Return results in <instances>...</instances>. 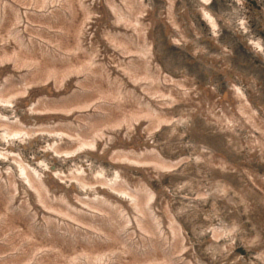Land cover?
Masks as SVG:
<instances>
[{
    "label": "bare ground",
    "instance_id": "bare-ground-1",
    "mask_svg": "<svg viewBox=\"0 0 264 264\" xmlns=\"http://www.w3.org/2000/svg\"><path fill=\"white\" fill-rule=\"evenodd\" d=\"M162 1L156 14L154 0H0V264H200L189 238L198 225L188 228L192 212L173 205L167 177L195 199L256 212L258 194L246 202L230 171L242 169L260 190L264 179L204 141L228 142L232 127L248 126L249 156L262 158L264 120L252 100L263 91L241 87L225 47L218 67L204 47L192 48L223 76L221 94L164 70L157 27L169 44L188 49L193 39L178 2ZM198 1L215 36L210 0ZM250 43L264 59L260 42ZM234 221L201 219V231L212 233L209 245L229 237L227 254L238 237L264 264L258 229L244 234Z\"/></svg>",
    "mask_w": 264,
    "mask_h": 264
},
{
    "label": "rangeland",
    "instance_id": "rangeland-1",
    "mask_svg": "<svg viewBox=\"0 0 264 264\" xmlns=\"http://www.w3.org/2000/svg\"><path fill=\"white\" fill-rule=\"evenodd\" d=\"M176 2H178L177 17L180 20L179 22L184 32L193 41L188 48L189 50L174 44H169L166 34L163 33V28L158 26L156 40L160 52L164 53V56L162 55L161 57L164 70L176 72V74H184L182 71H186L188 75L196 77L200 84H212L216 86L217 94H221L222 90H225L227 87L223 76L212 69L210 62L203 64L199 54L193 56L192 48L194 42L198 46L204 47L205 54L212 56L218 67L223 60L222 56H217L216 53L220 47H225L228 50L225 61L228 69L235 75H242L243 72L242 76L245 83L242 82L240 84L241 87H246L249 94L250 92L254 93L256 90L262 89V95L264 96V59L263 56L256 55V51L250 43L253 40H258L262 46L260 52L264 53V0H210L207 6L217 24L215 36L212 35L210 27L201 19L198 12L201 4L198 0H176ZM151 4H155L156 14L164 11L167 6L166 2L162 0H154ZM242 21H244L243 26H241ZM207 40H211L212 44ZM177 66L178 70H175ZM251 79H257L258 85L253 84ZM236 81L237 84L240 83L239 80L236 79ZM247 90L245 93H247ZM252 104H255L254 107L259 110L260 116L264 120V98L258 99L256 95H253ZM214 110L216 111V109ZM176 112L178 113V111ZM196 121L199 127L201 122L198 119ZM231 129L235 133L228 132L227 135L233 138L235 137L238 142L233 138L227 142L223 134H216L214 138L209 134L208 136L212 138V141L206 138L204 142L212 149L218 148L217 151L225 155L231 165H236L238 168L250 167L263 181L264 156L262 158H252L249 156L252 151L251 148L256 144L251 140L249 127L235 126ZM251 133L256 138L258 137L257 131L252 130ZM238 143L241 147L239 150L237 149ZM106 169L112 170L113 168L107 167ZM175 170L172 172H176ZM233 172L230 171L231 177L229 180L234 185L241 186V190L244 193L243 196L246 197V202L254 200L252 194H258L255 201L256 212L253 214L248 211L245 205L242 207L239 205L232 206L231 201H229L228 206H223L218 200L216 202H210L212 201L210 196L209 199L208 197L203 198L206 202L195 199L191 193L180 190L175 191L169 177L163 181V185L168 187L169 194L167 195L172 198L173 205L176 206L182 203L181 206L185 210L192 212L187 222L188 228L198 225L195 231L190 232L189 238L191 243H193L200 264H231L236 256L244 264H263L261 260L257 259L256 254L252 252L251 248H246L238 237L235 241L233 240L234 245L238 247L236 254H227L223 248L225 244L230 242L229 237L222 236L217 239V243L209 245L208 240L212 238V233L209 232L206 226L213 225V227H217L222 224H234L232 222H235V217L240 218L239 222L243 223L242 231L244 234L252 231V227H256L262 245L264 244V188L262 187V190H260L250 182L248 176L242 169ZM153 185L157 188L160 186L157 183H153ZM232 198L236 199L230 193V199L232 200ZM214 209H217V212ZM201 219L204 225H206V230L203 228L201 231ZM241 264L243 263L241 262Z\"/></svg>",
    "mask_w": 264,
    "mask_h": 264
}]
</instances>
